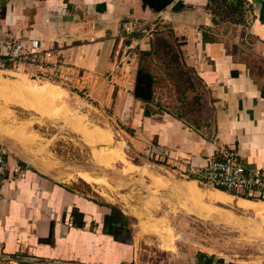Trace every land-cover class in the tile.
Instances as JSON below:
<instances>
[{"label":"crops","instance_id":"1","mask_svg":"<svg viewBox=\"0 0 264 264\" xmlns=\"http://www.w3.org/2000/svg\"><path fill=\"white\" fill-rule=\"evenodd\" d=\"M157 1L165 0H151ZM209 2L170 0L156 12L143 0H0L5 35L1 50L38 39L54 55L42 59L41 66H31L34 71L84 73L75 76L95 102L111 104L120 120L131 117L134 149L167 159L173 169L200 170L206 158L221 149L234 151L249 168L264 169V0H244L242 23L214 22ZM157 25L178 40L187 67L206 90L202 98H209L211 119L201 128L170 110L166 91L155 90L149 104L134 96L137 72L145 68L138 52L155 48L149 38L156 35ZM122 53L119 62L116 55ZM20 164L23 173H13ZM10 168L0 179V264H137L138 241L126 215L25 159L12 156ZM182 183L174 182L177 192L195 201ZM218 192L232 200L225 205L243 209L241 199L258 203L222 190H201L208 196ZM208 196L198 201L212 206L210 215L233 218L229 211L213 207L220 202ZM192 261L264 264L202 253Z\"/></svg>","mask_w":264,"mask_h":264},{"label":"rangeland","instance_id":"2","mask_svg":"<svg viewBox=\"0 0 264 264\" xmlns=\"http://www.w3.org/2000/svg\"><path fill=\"white\" fill-rule=\"evenodd\" d=\"M153 29L156 35L149 42L161 40L178 46V40L162 25ZM124 54L116 55L119 62ZM137 59L155 75L156 93L167 92L165 103L172 112L199 128L203 121L211 119L209 98H202L206 90L201 89L198 79L190 72L199 89L189 90V98L185 96L186 78L169 72L170 54L166 48L161 46L160 52L153 55H142L141 50ZM31 66L38 64L0 65V142L10 153L9 163L12 156L25 159L65 185L81 190L90 199L126 215L138 241L137 264H193L192 260L201 253L236 263H264V215L219 203L214 206L233 214V218L219 220L209 214L207 201L203 211H196V207L201 208V201L177 192L174 182L194 181L203 192H216V189L199 182L195 176H188L190 167L173 169L167 159L134 149L136 135L131 128V117L120 120L111 104L104 107L100 105L102 102H95L86 93L83 81L75 76L82 77L84 73L74 75L66 70L44 78ZM97 133L104 136L98 138ZM84 173L100 182H86L80 175ZM257 204L264 207L261 201ZM150 223L156 224L161 233L152 231L155 226ZM165 230L168 233L170 230V235Z\"/></svg>","mask_w":264,"mask_h":264},{"label":"built area","instance_id":"3","mask_svg":"<svg viewBox=\"0 0 264 264\" xmlns=\"http://www.w3.org/2000/svg\"><path fill=\"white\" fill-rule=\"evenodd\" d=\"M4 36L0 18V65L2 66H5L6 62L14 66L21 63L38 64L42 59L47 60L54 55V51L45 50L38 39H32L28 43H16L3 51L1 44ZM9 156L7 147L0 142V179L11 169ZM187 172L188 176H195L199 182L206 183L214 189L264 202V169L249 168L234 151L221 149L216 155L206 158V165L202 169L190 167ZM13 173H23L22 166L16 165Z\"/></svg>","mask_w":264,"mask_h":264},{"label":"trees","instance_id":"4","mask_svg":"<svg viewBox=\"0 0 264 264\" xmlns=\"http://www.w3.org/2000/svg\"><path fill=\"white\" fill-rule=\"evenodd\" d=\"M143 3L144 6H151V8L155 9L156 12H159L162 8L166 7L170 3V0H165L163 3L158 1L156 3H153L151 2V0H143ZM208 10L214 16V22L216 23L219 21L242 23L244 21V0H210ZM177 45L178 46L176 48L170 44L163 43V41L158 40L157 43H155L154 49L149 52H144L142 53V55L158 54L159 51L158 49H156L157 47L161 48L162 46L166 48V51L168 52V54H170V59L167 62V68L172 76L180 75L181 77L184 76L186 78V83L183 86L186 90L185 96L189 98V90L195 91L199 88L195 86L193 82V74L190 73L192 72V70L188 68L185 63L183 52L181 50V44ZM41 64V62L38 63V66H41ZM6 65L10 66L12 65V63L6 62ZM45 66L47 70H50L52 68V66L49 64H46ZM42 77L52 78L53 76L52 73L48 71L42 74ZM155 84V76L147 69L139 68L134 89L135 98L138 101L146 104L152 103L155 99ZM178 86L180 88V91L182 90L183 92L182 86L180 84ZM195 98L196 103L200 102L199 95H197ZM243 198L248 199L246 197Z\"/></svg>","mask_w":264,"mask_h":264},{"label":"bare ground","instance_id":"5","mask_svg":"<svg viewBox=\"0 0 264 264\" xmlns=\"http://www.w3.org/2000/svg\"><path fill=\"white\" fill-rule=\"evenodd\" d=\"M42 94V93H41ZM43 94H45V93H43ZM47 94V93H46ZM94 130V129H93ZM92 131V130H91ZM98 135H99V133H98ZM102 136H104V134H101ZM101 135H100V137H101ZM99 138V137H98ZM103 138V137H102ZM105 139H107V138H105ZM109 139V138H108ZM107 139V141H109ZM101 139H99V141H100ZM102 140H104V139H102ZM100 142H102V141H100ZM109 142H111V141H109ZM110 144V143H109ZM122 145V144H121ZM116 148V147H115ZM119 149V148H118ZM113 150V152H114V150L115 149H112ZM122 151H123V149H121ZM105 152V151H104ZM109 152V151H108ZM111 152V151H110ZM124 152V151H123ZM119 153H121V152H119ZM119 153H117L118 155H120ZM117 154H113V156L114 155H116L117 156ZM123 156V155H122ZM122 156H119L120 157V159L122 158ZM118 157V158H119ZM124 158V157H123ZM125 160V159H124ZM114 161V160H113ZM123 161V160H122ZM128 161V160H127ZM127 161H125V163H127ZM131 164V163H130ZM110 165V164H109ZM132 166V165H131ZM135 168V167H134ZM134 168H133V170H134ZM47 169V168H46ZM137 169V168H136ZM135 169V170H136ZM134 170V171H135ZM52 171V170H51ZM126 173V172H125ZM81 175V177L86 181V182H88V183H92V184H98L100 181L98 180V179H96V178H94V177H92L91 175H88V174H80ZM147 176V175H146ZM104 179V178H103ZM102 182V181H101ZM185 183V182H184ZM155 184V183H154ZM163 184V183H162ZM183 184V183H182ZM156 185V184H155ZM160 185H161V183H160ZM157 186V185H156ZM163 186L164 187H166V185L165 184H163ZM182 187H183V189H185V190H187L188 192H189V194H190V196H192L193 198H194V200H196V199H199V197H201V195H203V196H205L206 198H207V196L208 195H205V194H203V193H201V190H199V187L198 186H196V184L193 182V181H189L188 183L186 182L185 184H183L182 185ZM159 188V187H158ZM164 193V192H163ZM207 194V193H206ZM201 199H203V197L201 198ZM208 199L211 201V202H220V204H222V203H225V202H230V201H232L230 198H228V196H226L225 194H223V193H221V192H218V193H212V194H210L209 196H208ZM204 202H205V200H204ZM203 202V203H204ZM240 203V206L242 207V208H244V209H246V210H253V211H256L257 213H258V215H261V216H263L264 215V207H262V206H260L259 204H257V203H255V202H251V201H248V200H240L239 201ZM182 204V203H181ZM202 204V203H201ZM205 204V203H204ZM208 205V204H207ZM203 206H201V208H202ZM207 207H209V206H207ZM210 207H212V206H210ZM213 207H214V205H213ZM185 208V207H184ZM178 209V208H177ZM192 209V208H191ZM215 209V208H214ZM217 209V208H216ZM203 210V209H202ZM205 211H206V209H204ZM193 211V210H192ZM212 212H213V210H211ZM215 211H217L218 212V210H215ZM219 211H223V210H219ZM191 213V212H190ZM194 213V212H193ZM211 213V212H210ZM209 213V214H210ZM228 213V212H227ZM197 214V213H196ZM203 214V213H202ZM222 214H224V213H222ZM221 214V215H222ZM204 215V214H203ZM207 215V214H206ZM232 215V214H231ZM200 216V215H199ZM163 218V217H162ZM207 218H209V216L207 217ZM264 218V217H263ZM157 219H159V218H157ZM213 219V218H212ZM160 220V219H159ZM154 222H158L157 224H159V221H153V223ZM163 222V221H162ZM227 222H228V220H227ZM151 225H153L154 226V224H152V223H150ZM149 225V224H148ZM141 226H142V224H141ZM156 224H155V227L153 228L154 230H152V231H154V232H160V230H158V228H156ZM160 226H161V224H160ZM170 226V225H169ZM142 227H144V226H142ZM141 227V228H142ZM148 227V226H147ZM149 227H150V225H149ZM146 227H144V229H145ZM167 228V227H166ZM170 228H171V226H170ZM152 229V228H151ZM151 229H149V231L151 232ZM156 229V230H155ZM160 229V228H159ZM163 229H164V227H163ZM162 229V230H163ZM165 231H167V230H165ZM165 231H164V233H165ZM149 232V233H150ZM145 233H147V232H145ZM161 233V232H160ZM166 233H168V231L166 232ZM169 233H170V230H169ZM167 234V235H170V234ZM172 233V232H171ZM172 236H173V234H171ZM174 237V236H173ZM170 238H171V236H170ZM168 240H169V238H168ZM170 242V241H169ZM168 242V243H169ZM164 244V243H163ZM166 246H167V244H166ZM171 246V245H170Z\"/></svg>","mask_w":264,"mask_h":264}]
</instances>
